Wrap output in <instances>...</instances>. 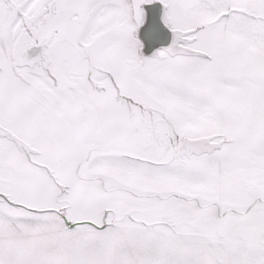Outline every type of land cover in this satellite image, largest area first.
<instances>
[{
  "label": "snow or ice",
  "instance_id": "6c2138e0",
  "mask_svg": "<svg viewBox=\"0 0 264 264\" xmlns=\"http://www.w3.org/2000/svg\"><path fill=\"white\" fill-rule=\"evenodd\" d=\"M0 264H264V0H0Z\"/></svg>",
  "mask_w": 264,
  "mask_h": 264
}]
</instances>
